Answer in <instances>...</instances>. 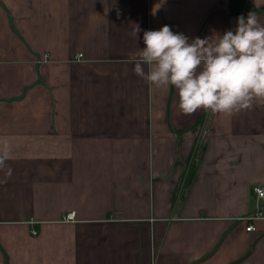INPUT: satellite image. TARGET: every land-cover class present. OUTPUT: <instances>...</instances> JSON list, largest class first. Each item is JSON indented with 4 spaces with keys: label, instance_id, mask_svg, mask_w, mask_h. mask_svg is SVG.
<instances>
[{
    "label": "crops",
    "instance_id": "obj_1",
    "mask_svg": "<svg viewBox=\"0 0 264 264\" xmlns=\"http://www.w3.org/2000/svg\"><path fill=\"white\" fill-rule=\"evenodd\" d=\"M250 11L264 25V0H0V264H264V215L244 220L264 103L185 115L133 71L144 31L191 42Z\"/></svg>",
    "mask_w": 264,
    "mask_h": 264
},
{
    "label": "clouds",
    "instance_id": "obj_2",
    "mask_svg": "<svg viewBox=\"0 0 264 264\" xmlns=\"http://www.w3.org/2000/svg\"><path fill=\"white\" fill-rule=\"evenodd\" d=\"M140 31L137 25L133 35L137 37ZM143 43L134 74L150 86L175 88L182 114L204 110L232 115L264 103V25L254 11L239 16L235 30L223 35L189 42L183 33L164 25L144 31ZM7 158L5 147L0 151V168Z\"/></svg>",
    "mask_w": 264,
    "mask_h": 264
},
{
    "label": "built area",
    "instance_id": "obj_3",
    "mask_svg": "<svg viewBox=\"0 0 264 264\" xmlns=\"http://www.w3.org/2000/svg\"><path fill=\"white\" fill-rule=\"evenodd\" d=\"M0 56H1V53H0ZM254 192L258 198H264V187L263 186H255ZM263 215H264L263 210L260 208H257L252 215L244 217V220L248 223L246 229L247 230L255 229V225L253 223L254 219L260 218ZM75 216H76L75 211H71V212L66 213V215H64L63 219L67 220V221H71V220H75ZM29 222L33 223L34 220L31 219ZM32 233L36 234L37 230L33 229Z\"/></svg>",
    "mask_w": 264,
    "mask_h": 264
},
{
    "label": "trees",
    "instance_id": "obj_4",
    "mask_svg": "<svg viewBox=\"0 0 264 264\" xmlns=\"http://www.w3.org/2000/svg\"><path fill=\"white\" fill-rule=\"evenodd\" d=\"M194 173H195V167L193 166V167H191V169L189 171V175H188L189 181L192 179Z\"/></svg>",
    "mask_w": 264,
    "mask_h": 264
}]
</instances>
